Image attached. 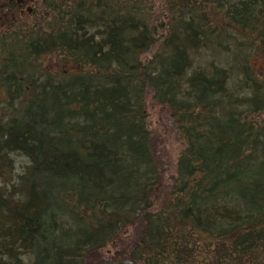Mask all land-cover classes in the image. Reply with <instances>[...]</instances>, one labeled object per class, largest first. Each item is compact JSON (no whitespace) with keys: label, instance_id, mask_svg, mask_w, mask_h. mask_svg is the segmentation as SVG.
Returning <instances> with one entry per match:
<instances>
[{"label":"trees","instance_id":"obj_1","mask_svg":"<svg viewBox=\"0 0 264 264\" xmlns=\"http://www.w3.org/2000/svg\"><path fill=\"white\" fill-rule=\"evenodd\" d=\"M31 17L0 36V264H264V0ZM151 110L184 142L171 176Z\"/></svg>","mask_w":264,"mask_h":264},{"label":"rangeland","instance_id":"obj_2","mask_svg":"<svg viewBox=\"0 0 264 264\" xmlns=\"http://www.w3.org/2000/svg\"><path fill=\"white\" fill-rule=\"evenodd\" d=\"M30 18L32 17L30 16ZM6 32H7L6 29L3 30V33ZM229 61H230L229 56L225 53H222L218 57H213L210 54H206V52H200V56L197 58L196 67L207 69L209 67V64L214 63L216 65L226 67L229 70L231 69L230 72L234 73L235 69L232 67L231 64L228 63ZM38 64L41 63L38 62ZM4 65H5V61L4 60L0 61V67L3 68ZM52 66L56 67L55 65ZM54 67H53V71H55ZM254 67L258 68L260 71L261 70L264 71V61L256 62ZM245 94H248V92ZM149 121L151 124L152 132L154 134L155 147L157 149L158 156L162 164V168L166 170L167 176L174 175L175 166L177 164L179 154L184 148V142L174 134L168 133V131L164 130L161 122L162 121L161 116L157 110L150 111ZM12 159L14 161L15 174L20 175L24 167L27 165V160L26 158L16 154L12 155ZM132 233L133 231L130 232V235L133 237ZM132 237L128 238V240L127 239L125 240V242H128L127 248L131 245L129 240H131ZM115 252L116 251L112 250L111 248L106 249V251L104 252V258L110 261L111 258L114 256ZM25 262H28V258H25Z\"/></svg>","mask_w":264,"mask_h":264},{"label":"flooded vegetation","instance_id":"obj_3","mask_svg":"<svg viewBox=\"0 0 264 264\" xmlns=\"http://www.w3.org/2000/svg\"><path fill=\"white\" fill-rule=\"evenodd\" d=\"M39 0H0V36L7 35L8 24L18 20V17L25 18L32 16L36 10ZM6 29V33L3 30Z\"/></svg>","mask_w":264,"mask_h":264}]
</instances>
